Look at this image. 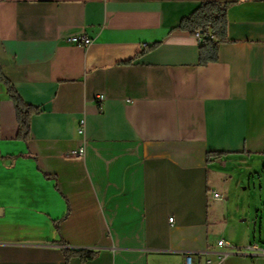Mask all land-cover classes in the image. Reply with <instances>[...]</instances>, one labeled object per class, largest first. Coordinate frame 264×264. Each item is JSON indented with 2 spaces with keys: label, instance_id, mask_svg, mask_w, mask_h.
I'll list each match as a JSON object with an SVG mask.
<instances>
[{
  "label": "crops",
  "instance_id": "obj_1",
  "mask_svg": "<svg viewBox=\"0 0 264 264\" xmlns=\"http://www.w3.org/2000/svg\"><path fill=\"white\" fill-rule=\"evenodd\" d=\"M204 1L0 0V70L41 110L18 140L0 83V264H264L233 205L264 172V0H215L229 41L200 66L176 28Z\"/></svg>",
  "mask_w": 264,
  "mask_h": 264
},
{
  "label": "trees",
  "instance_id": "obj_2",
  "mask_svg": "<svg viewBox=\"0 0 264 264\" xmlns=\"http://www.w3.org/2000/svg\"><path fill=\"white\" fill-rule=\"evenodd\" d=\"M237 2H219V1H204L202 4L189 16L182 19L178 28L179 31L188 32L194 36L200 33L202 39L199 41V65L208 66L216 63L219 60L220 46L229 41L228 38V9L231 5ZM156 45L145 46L139 55L148 52ZM0 83L7 90V93L14 104L16 118L18 124V140L27 143L31 138V121L32 118L41 113L39 107L27 104L14 84L7 79L0 70ZM225 154L223 152H209L207 159H221ZM97 253L89 250H64L66 264L73 257H78L86 262L96 257Z\"/></svg>",
  "mask_w": 264,
  "mask_h": 264
},
{
  "label": "rangeland",
  "instance_id": "obj_3",
  "mask_svg": "<svg viewBox=\"0 0 264 264\" xmlns=\"http://www.w3.org/2000/svg\"><path fill=\"white\" fill-rule=\"evenodd\" d=\"M233 197V205L241 204L247 213L245 223L252 228V237L264 236V172L258 169L244 171ZM239 183V182H237Z\"/></svg>",
  "mask_w": 264,
  "mask_h": 264
},
{
  "label": "built area",
  "instance_id": "obj_4",
  "mask_svg": "<svg viewBox=\"0 0 264 264\" xmlns=\"http://www.w3.org/2000/svg\"><path fill=\"white\" fill-rule=\"evenodd\" d=\"M195 38L198 40V42L202 39V36L200 33H197L195 35ZM70 43H72L74 46H77V47H80V48H87L89 47L91 44H92V39H90L89 37L85 36V35H80V36H75V37H72L70 40ZM105 99L104 95L103 94H100L97 96V100L99 101V103H101L103 100ZM85 126H86V121L85 119H81L80 122H79V126H78V133L80 135H84V131H85ZM76 154L80 155L81 157L84 156V153H85V147L84 145L82 144L80 146V148L78 149L77 152H75ZM214 197H219V194L215 193L214 194ZM173 219L170 218V222H172ZM217 245L219 247H224V246H229V244L224 240H219ZM253 250H257L258 249V246H252L251 247ZM196 260V257L194 254L192 253H186L184 254V261H183V264H197L195 262ZM207 264H210V262L208 261Z\"/></svg>",
  "mask_w": 264,
  "mask_h": 264
}]
</instances>
